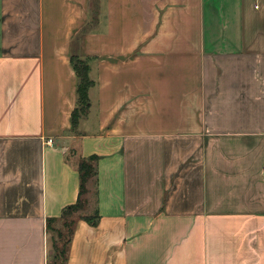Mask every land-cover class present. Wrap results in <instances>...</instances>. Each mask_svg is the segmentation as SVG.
<instances>
[{"label":"crops","instance_id":"1","mask_svg":"<svg viewBox=\"0 0 264 264\" xmlns=\"http://www.w3.org/2000/svg\"><path fill=\"white\" fill-rule=\"evenodd\" d=\"M254 1L0 0V264H51L91 156L97 225L72 217L64 264H264Z\"/></svg>","mask_w":264,"mask_h":264},{"label":"trees","instance_id":"2","mask_svg":"<svg viewBox=\"0 0 264 264\" xmlns=\"http://www.w3.org/2000/svg\"><path fill=\"white\" fill-rule=\"evenodd\" d=\"M72 69L77 77V89H76V107L71 113V126L72 129H76L78 122L81 118H85L90 108L89 102V89L93 86V82L89 78V64L87 60L80 59L77 56H72L70 59ZM97 157L91 156L88 159H81L77 165V172L79 175V191L77 200L73 205L66 207L61 214V220L66 222L69 218V231L67 232V238L62 244V247H58L55 242L52 244V257L51 264H64L66 244L69 241L71 226L73 224L72 217L76 214H80L84 209L88 208V196H91L90 190L93 188L92 195L96 196V169ZM89 225L96 226L98 220L97 211L91 216L83 218ZM54 220L49 219L47 221V230L53 232L52 225ZM61 238V235L58 236Z\"/></svg>","mask_w":264,"mask_h":264},{"label":"rangeland","instance_id":"3","mask_svg":"<svg viewBox=\"0 0 264 264\" xmlns=\"http://www.w3.org/2000/svg\"><path fill=\"white\" fill-rule=\"evenodd\" d=\"M253 4L257 5L258 9L260 8V11H258V12H262V8H263L262 2L257 0V1H254ZM92 115H94V113ZM92 117H94V116H92ZM81 119H83V118H81ZM84 129L86 130V127ZM89 129H92V128H89ZM71 134H75L76 136H78L77 128L74 129ZM147 147H148V145H147ZM153 168H155V167H153ZM93 192H94V190H93V188H91V190H90L91 196L88 197L89 211H88V209H84V211L81 213H85V214L91 213L93 215V212H94V210H93L94 209V196H92ZM68 223H69V218H67L66 222L59 221V222L52 225L54 231L51 232L50 234H51L53 242H55V244H57V246L59 248L62 247V244L65 242V240L67 238V232L69 231V229H68L69 224ZM59 234L61 235V238L58 237Z\"/></svg>","mask_w":264,"mask_h":264},{"label":"built area","instance_id":"4","mask_svg":"<svg viewBox=\"0 0 264 264\" xmlns=\"http://www.w3.org/2000/svg\"><path fill=\"white\" fill-rule=\"evenodd\" d=\"M49 143H51V142L49 141ZM49 143H48V144H49Z\"/></svg>","mask_w":264,"mask_h":264}]
</instances>
